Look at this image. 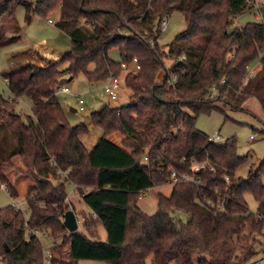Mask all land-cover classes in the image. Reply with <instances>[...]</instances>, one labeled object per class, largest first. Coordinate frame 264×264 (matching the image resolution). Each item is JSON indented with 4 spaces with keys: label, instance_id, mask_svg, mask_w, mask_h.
Instances as JSON below:
<instances>
[{
    "label": "trees",
    "instance_id": "obj_1",
    "mask_svg": "<svg viewBox=\"0 0 264 264\" xmlns=\"http://www.w3.org/2000/svg\"><path fill=\"white\" fill-rule=\"evenodd\" d=\"M254 2L0 0V47L20 38L18 6L27 23L31 15L46 17L59 9L56 27L71 41L56 62L41 58L43 67L15 64L3 74L12 98L0 96V188L17 196L5 174L13 158L31 180L28 218L13 205L0 208L4 264H44L39 235L52 241L51 264H250L264 239V161L251 165L245 178L238 176L248 157L237 154L234 138L213 143L197 130L196 120L213 110H240L249 98L264 113V5L257 9L259 21L233 27ZM175 12L185 28L159 46L160 21ZM113 48L120 61L110 59ZM259 58L260 69L250 75ZM133 60L139 70L123 80L128 106L105 105L90 114L102 136L87 150L80 137L88 129L70 126L56 97L63 77L105 83ZM24 97L31 103L26 121L16 110ZM116 132L123 136L118 145L109 138ZM197 163L206 168L193 173ZM171 171L191 180L172 185L168 197L157 194V210L147 215L137 205L139 197L171 184ZM69 187L89 210L82 231L73 233L63 226L65 212H74ZM245 194L259 202L256 212L249 211Z\"/></svg>",
    "mask_w": 264,
    "mask_h": 264
},
{
    "label": "rangeland",
    "instance_id": "obj_2",
    "mask_svg": "<svg viewBox=\"0 0 264 264\" xmlns=\"http://www.w3.org/2000/svg\"><path fill=\"white\" fill-rule=\"evenodd\" d=\"M27 2H35L36 0H24ZM256 4L264 5V0H255ZM25 9L18 6L15 9V18L21 28L20 38L17 41L7 43L0 47V96L4 99H11L12 94L5 83L3 74L15 64H34L38 67H43L46 61L56 62L60 60L62 55L71 49V41L67 35L61 32L56 24L59 21V9L49 13L46 17L39 15H31L30 22L27 23L25 18ZM51 20V23H49ZM260 20L256 8L245 12L237 17L233 27L242 26L248 22H257ZM185 28L183 17L180 13L175 12L168 17V27L161 31L157 38L159 46H166L174 39L177 33ZM110 59L120 61L118 49L113 48L109 51ZM42 58V59H41ZM259 59L252 63L249 74L252 75L260 69ZM167 63V62H166ZM168 64V63H167ZM66 66L62 68L65 69ZM125 72H122L119 77L121 92L118 98L114 101L110 100L107 93L103 89V83L90 85L83 75H80L69 81L70 76H64L65 85L70 89V93L57 92L56 97L65 113L66 120L70 126L84 125L88 129V134L80 137L81 142L87 150L97 143L102 136V131L93 126L90 120V114L98 111L101 107L107 105L110 107L119 106L125 100H128L130 90L127 93L123 83ZM162 77V72H159L157 80ZM126 90V92H125ZM127 94V95H126ZM127 97H126V96ZM78 99L83 100V110H79ZM219 107H222L218 104ZM72 109L75 111L72 112ZM17 112L26 121L31 114V103L28 98H20L16 104ZM197 130L205 133L209 137L218 134L220 137L218 144H223L226 139L234 138L236 142V151L239 156H247L248 162L241 166L237 175L245 178L251 165L256 168L260 162L264 161V113L262 112L259 103L254 98L247 99L241 109L231 110L225 109L224 113L213 110L211 113L200 114L196 120ZM253 140H250V137ZM109 138L115 142L121 143L123 136L120 133H114ZM13 168L6 169L5 174L10 184L17 192L16 197H11L3 185L0 188V208H5L10 205H18L20 211L25 218L29 217V210L26 203V190L31 184L30 178H27L18 171L21 168V162L18 158L11 160ZM264 183V173L261 176ZM72 187L68 188L67 201L72 203L74 214L80 226L83 225L85 213H88V208L81 202L78 193H72ZM172 191V185L156 187L150 189L147 193L142 194L138 201V207L147 215L155 214L157 210V194L161 193L164 196H169ZM245 201L250 212H256L259 202L250 194H245ZM71 210V209H70ZM73 211V210H72ZM100 231V236L105 239V232L102 227H96ZM98 231V232H99ZM39 240L45 251L51 247L52 241L43 235H39ZM264 248L263 237L259 238V242L255 245V256L250 264H264L262 250ZM263 260V261H262ZM262 261V262H261ZM0 264H4L0 260ZM77 264H109L98 261H79Z\"/></svg>",
    "mask_w": 264,
    "mask_h": 264
},
{
    "label": "built area",
    "instance_id": "obj_3",
    "mask_svg": "<svg viewBox=\"0 0 264 264\" xmlns=\"http://www.w3.org/2000/svg\"><path fill=\"white\" fill-rule=\"evenodd\" d=\"M253 7L258 9L259 4H256V2H254ZM49 23H51V20H49ZM167 27H168V18L164 17L160 21L159 28L161 31H163ZM154 30H156V28H154ZM122 68H123V72H125V73H129L131 71L139 70V66L136 64V60H133V62L129 65L123 64ZM5 83L6 84L8 83L7 79H5ZM103 89H104L105 93H107L110 100H112V101L116 100L118 98L119 93L121 92L119 77L118 78H111V79L107 80L105 83H103ZM58 91H60L62 93H70L71 92L70 89L68 88V86L65 85V83L62 84L61 86H59ZM78 104H79V110L82 111L83 110V106H82L83 100L78 99ZM209 140L213 143H219L220 137L216 133L212 137H209ZM250 140H253L252 136L250 137ZM205 168H206V163H200V164L197 163V164H193L191 166V171L193 173H196V172H199L200 170H203ZM209 170L214 171V168L212 166H209ZM65 176H66V174H62V179H65ZM170 177H171V185H174L180 181L181 182L182 181L188 182L191 180V178L187 174H177L175 171H171ZM194 183L196 185H198V181H194ZM6 191L9 193L8 188H6ZM13 206L15 207L16 210H20L18 205L14 204ZM92 218L95 219V216L92 215ZM76 221H77V218H76ZM77 225H78V231H82V225L80 226V222L77 221ZM263 231H264V229H263ZM35 234H40V233L35 232ZM262 254L264 257V248H263ZM51 257H52L51 251L50 250L46 251V258H45L44 264H51V261H50ZM255 264H259V263H255Z\"/></svg>",
    "mask_w": 264,
    "mask_h": 264
},
{
    "label": "water",
    "instance_id": "obj_4",
    "mask_svg": "<svg viewBox=\"0 0 264 264\" xmlns=\"http://www.w3.org/2000/svg\"><path fill=\"white\" fill-rule=\"evenodd\" d=\"M121 106L127 107L128 102L123 103ZM63 226L67 230L68 233H73V232L78 231L76 217L72 210H68L65 212L64 217H63Z\"/></svg>",
    "mask_w": 264,
    "mask_h": 264
},
{
    "label": "crops",
    "instance_id": "obj_5",
    "mask_svg": "<svg viewBox=\"0 0 264 264\" xmlns=\"http://www.w3.org/2000/svg\"><path fill=\"white\" fill-rule=\"evenodd\" d=\"M236 20H237V18L234 19V22H236ZM126 90H127V93H128L129 90H128L127 88H126ZM126 90H125V92H126ZM126 95H127V94H126ZM126 95H125V96H126ZM126 97H127V96H126ZM125 102H127V101L125 100L123 103H125ZM123 103H121V104H123ZM74 111H75V110L72 109V112H74ZM110 140H111V139H110ZM111 141H112L113 143L117 144V145L119 144L118 142H115V141H113V140H111Z\"/></svg>",
    "mask_w": 264,
    "mask_h": 264
}]
</instances>
